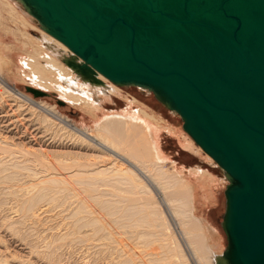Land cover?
<instances>
[{"label":"bare ground","instance_id":"1","mask_svg":"<svg viewBox=\"0 0 264 264\" xmlns=\"http://www.w3.org/2000/svg\"><path fill=\"white\" fill-rule=\"evenodd\" d=\"M6 8L10 14L15 11L24 17L30 14L22 0H0V18L4 16ZM29 16H32V20H35L42 30H39L40 35L36 37L40 47L37 51L35 50V55H20L18 59L22 72L29 78L28 84L36 89L51 91L52 95L57 94V102L60 99L65 104L68 102L86 109L93 118V125L91 129L79 127L68 116L63 115L56 105H49L43 101L37 102L17 88L10 87L11 90L1 91V96L4 93L11 94L9 95L11 98L7 100L11 102L6 105L16 108V113L23 110L34 117V109L37 108L39 112L37 120L48 128L55 126L57 130L66 129L70 137L68 139H73L70 140L71 148L62 145L63 149H60L64 156L67 154L63 157L66 160L47 164L46 169L41 168V165L38 168L24 160L7 155L11 151L10 147L13 146V144L9 146L12 140L10 143L0 141V192L3 193L5 190L4 197L13 196L12 198L15 199L14 207L22 213L17 220L15 219L16 223L25 222L26 224L29 221L30 229H28L35 230L27 231L28 235L23 230V237L20 232L22 241H25V234L26 237L31 236V239H28L37 246V249L40 247L38 243L42 241L44 249L37 250V255L43 253L53 264L60 263V259H55V255L58 256L56 251H58L59 242L65 239L86 241L85 251L96 248L100 253L99 259L109 258L110 261L105 259L106 264L107 261L108 264H219L223 262L228 245L227 241L225 245L227 236L225 233L224 237L217 223L207 213V209L219 204L217 188L229 184L226 172L223 170V177H220L221 183L216 175L204 167L185 166L171 157L166 152L164 130L173 135V139L183 150H190V152L202 150L207 157L214 160L184 128L181 132L178 127L162 119L159 111L137 98L125 95L123 96L125 107L106 109L104 101L108 99L114 101L113 94H122L120 86L129 85L116 84L100 73L91 78L83 76L67 63L70 58L78 63H83V59L63 42L46 32L35 16L32 14ZM25 18L29 20V17ZM32 28L36 29L35 26ZM5 80L0 74L3 86L7 84ZM5 96L8 97L4 94ZM25 104L28 105L24 107ZM163 104L167 107L165 103ZM170 110L179 114L174 109ZM11 113L13 116V112ZM111 158H113L112 162L106 164L105 160ZM169 164H172L173 168L168 167ZM9 169H12L13 174H8ZM22 171L30 180L28 184L25 182L27 184L25 187H16L18 184L9 183L13 181L12 178H15L14 174L17 175V172ZM75 197L78 200L73 201L72 198ZM6 198H0V208L3 210L8 205L7 200L4 201ZM69 199L72 202L68 201ZM14 207L8 208L15 211ZM57 207L58 214L65 217L57 224H52L53 226H46L45 221L51 216V210L55 211ZM9 215L0 214V223L8 229L6 222H10L11 225L16 224L11 221L13 217ZM52 216L50 220L48 219L49 221H55V217L52 218ZM120 227L130 229L132 235L129 239L133 238L136 241V249L129 248L130 245L118 240L114 231ZM19 229L21 228H18V231ZM15 232L17 234V231ZM38 236L39 239L36 238ZM90 239L94 241L93 243L95 240L98 243L92 246L89 244ZM98 240L102 241L99 243ZM0 246H2L0 264H10L11 259L8 260L6 255L9 246ZM34 250L30 253L33 254ZM13 255L12 261L15 256L18 257L17 254L13 253ZM10 256L12 257L11 254ZM16 259L20 260V257ZM27 260L25 259L24 262ZM27 262L25 263L28 264Z\"/></svg>","mask_w":264,"mask_h":264},{"label":"water","instance_id":"2","mask_svg":"<svg viewBox=\"0 0 264 264\" xmlns=\"http://www.w3.org/2000/svg\"><path fill=\"white\" fill-rule=\"evenodd\" d=\"M22 2L83 76L146 88L181 115L229 178L219 264H264V0Z\"/></svg>","mask_w":264,"mask_h":264},{"label":"rangeland","instance_id":"3","mask_svg":"<svg viewBox=\"0 0 264 264\" xmlns=\"http://www.w3.org/2000/svg\"><path fill=\"white\" fill-rule=\"evenodd\" d=\"M26 14H28V12H26ZM29 15L30 14H28V16H25V17H29V20H28V18H25L24 16H22V14L20 15L19 12H17V11H15L14 13L12 12L10 14L6 8V11L4 12V16L0 18V34L2 33L0 36V41L2 42V43H0V55H1V57H0L1 58L0 59V66H1L0 67V74L2 76H4V78L6 79L5 81L7 82V84L5 86H3L1 84V81H0V93L4 92L5 90H11L10 87H13V89L17 88L21 92H24V94H27L28 96H30L32 99H34L37 102L43 101L49 105L50 104L56 105L57 109L63 115L68 116L79 127H82V128L87 127V128L91 129V127L93 125V123H92L93 118H92V116H90L88 114L86 109L81 108V106H79V105H71L68 102H66L65 105H59L57 102V98H58L57 94L52 95L51 91H48V92H50V94L52 96L50 95L48 97H34L32 93H30L26 90V86H30L28 84L29 78L25 77L24 72H22L23 69L21 68V65H19L18 59H19L20 55H30V54L35 55V52L40 47V46H38L39 43L37 42L36 37L40 35L39 30H42L40 27H38L35 20H32L33 19L32 16L30 17ZM17 16H19V17H17ZM19 20H21V21H19ZM31 25L35 26L36 29L32 28ZM35 44H37V45H35ZM29 51H30V53H29ZM25 70L28 71L27 69H25ZM120 88H121L122 94L121 95L113 94V97L115 99L114 101L109 100V99L107 101H104V105H105L106 109H114V108L122 109L123 107H125V103H124L125 100H124L123 96L127 95L130 97H135L139 101H141L142 103H145V104L151 106L152 108H154L155 110L159 111V115L162 119L163 118L166 119L174 127H178L180 129V131L183 132V130H184L183 129V120H182L181 116L179 114H177L176 112L170 110L163 103H161V101L158 98H156V96L154 95V93L152 91H150V90L148 91V89L146 90L144 88H140L139 86L137 87V86H133V85L120 86ZM3 89H5V90H3ZM4 94L7 95L8 97H6V96L4 97ZM4 94H3V96L0 95V99H1L0 100V115H2V116H0L2 118V119L0 118V120H2V121H0V126H1L0 127V141L1 142L5 141V142L10 143V141L12 140V143H10L9 146H12V144H13V146L10 147L11 151L9 152V153H13V154L7 153V155H10L14 159L16 158V159L24 160L25 162L32 164V165H35L38 168L41 165V168L43 167V169H46L45 165H47V164L51 165V163H54V162L56 163V162H59V160H63L64 159L63 157H65L67 154L64 156L60 149H63L62 145L63 146H69V148H71V145H72L71 142L72 141H70V140H73V139H68L70 137H68L69 133L66 132V129L57 130L55 126L51 127V128H48L47 126H45V124H43L39 120H37L39 118V116H38L39 112H38L36 107H35L36 110L34 109V111H35L34 117L27 114L26 113L27 111H23V110L20 113H16L15 112L16 108H11L10 106H7L9 104V102H11V101H7L9 98H11L9 96L11 94L10 93L9 94L4 93ZM27 105L25 104L24 107H26ZM7 110H8V112H7ZM11 112H13V114H14L13 116H12ZM4 113H6V114H4ZM7 115H9V116H7ZM14 117L18 118V119L15 120ZM5 118H7V119H5ZM24 118H25V120H24ZM19 119H21V121ZM35 120H37L36 121L37 123L35 122ZM9 121H11V123ZM2 123H4V124L7 123V124L4 125ZM10 124H12V125H10ZM10 128H11V130H9ZM46 128H48V129H46ZM13 129L16 132H14ZM17 130H18V133H17ZM164 133H165L164 134L165 135L164 144H165V147L167 148L166 152L169 155H171V157L176 158L178 161H180L185 166L195 167V166L199 165L201 167H204V169H207L211 173L216 175L218 180L220 179V177H223V173H224L223 169L214 160L209 158V156L207 157V155L202 150H200V151L197 150L198 152L192 151V150H191V152H190V150H183V148L178 146L177 141H175L173 139V137H172L173 135L168 134L167 131H165V130H164ZM19 135H20V137H19ZM1 136H3V137H1ZM13 136H16V137H13ZM1 138L2 139L4 138V139L2 140ZM21 138L23 139V141ZM13 140H15V141H13ZM25 141H26V143H25ZM15 142L17 144H15ZM73 149H75V148H73ZM53 150L55 152H52ZM112 159L113 158H111L107 161L105 160V162H107L106 164H110V162H112ZM64 160H66V159H64ZM68 161H70V160H68ZM168 167L173 168L172 164H169ZM11 170L9 169L8 170L9 173L8 172L7 173L13 174V172ZM21 173L23 174V171ZM21 173L17 172V175L14 174L15 178L14 179L12 178L11 180H13V181H10L9 183L13 182L15 184H18V185H16V187H19V186L25 187L28 184V182H30V180L28 178H26L24 174L21 175ZM21 176L22 177L24 176V177L21 178ZM219 181L222 183L221 179ZM226 186L227 185H225V186L221 185V186H219V188H217L219 190V191H217V194L219 196V204L217 203L215 206H210L207 209V213L210 214V217L212 218V220L215 223H217L218 227L221 229L222 234H224V237H225V232L223 229L222 221H223L224 214L226 211V196H225ZM3 193H5V190L3 191ZM3 193H2V191L0 192V198L2 197V199L6 198V197H4ZM12 197L13 196H9L4 200V201L7 200L8 205L4 204L7 207L6 206L4 207V205L2 206L6 210L5 209L3 210V208H0L1 210H3V211L0 210V212H1L0 214H2V216L10 214L9 217H11V218L13 217L11 219V221L13 223H16L15 219L17 220L18 217H20V214H22V213L19 212V209H16L14 207L16 204H14L15 199H13ZM72 200L76 201L78 199L75 197V198H72ZM68 201L72 202L71 199H69ZM10 206L12 208L14 207L15 211H14V209H12L13 211L9 210L8 207H10ZM56 209L57 210H55V211L51 210L52 212H50L51 216L54 215V216H52V218L55 217V221L54 220L49 221L50 217H51L50 216L48 218L49 220L47 219V221H45V225L47 224L46 226H49V225L53 226L52 224H55V223L57 224L58 221L59 222L62 221L63 218L65 217L64 215L61 216L60 214H58V212H59L58 207ZM60 209H61V207H60ZM56 217H58V218H56ZM66 220L68 221V219H66ZM20 223H22V224H20ZM28 223H29V221H27V223H26L27 225L25 224V222H19V224L16 223V224L20 225L19 227H17L18 225H16V224L11 225L10 222H8V223L6 222V224L9 226V229H8V227H4L0 223V228H1L0 229V241H2V243L0 242V245L9 246L8 251H6V255H8L7 259L8 260L11 259L9 263L10 264L11 263L12 264H18V262H19V264H23V263L26 264L25 262L28 261L27 262L28 264H32V263L33 264H53V262H50L51 261L50 258L48 259L47 257H45V255H43V253H40L37 255V253H38V252H36L37 250L40 251L41 248L44 249L43 248V242L41 241L38 243V244H40V247H38V249H37V246H34L31 242V240L28 239L31 236L30 237L25 236L29 231H31V232L35 231V230H29L30 229L29 228L30 223L29 224ZM46 226H44V227H46ZM18 228H21L22 230L19 229L20 231H18ZM122 228L123 227H120V229L116 228L117 231H114L115 235L117 234L116 236L118 237V240H120L124 244H128V246L130 245L129 248L134 247V249H136V245H135L136 241H134L133 238L129 239L132 235V233L130 232V229H127L128 227H126L124 229H122ZM23 230H24V233H26L24 235L25 241H22L23 238L21 239V234H20V232H22V237H23V234H24ZM25 230H26V232H25ZM15 231H17V234ZM118 231H119V234H118ZM126 231L127 232L129 231V232L126 233ZM40 235H42V234H40ZM127 235H128V237H127ZM26 238H27V240H26ZM36 238L39 239V236ZM28 241L30 244L28 243ZM90 241L91 242H89V244H92V246H94L93 244L98 243L96 240H95V243H93L94 241H92L91 239H90ZM98 241L100 243V241H102V240H98ZM226 241H227V239L225 237V245H226ZM85 243H86V241L78 242L76 240L70 241V239H65L62 242H59L58 251H56L58 253L59 257L57 255H55L56 256L55 259H57V258L60 259V263H57V264H103V263L106 264V260H109V258L106 257L105 258L106 260H105L104 258L101 257L102 259H99L100 253H99V251L96 250V248H94V249L92 248L88 252L85 251V248H86L84 246ZM128 246H126V247H128ZM1 247L2 246H0V248ZM31 249L32 250L35 249L33 251V254L30 253V251L32 252ZM13 253L17 254V256L20 257V260L22 258L23 260H21V261L23 263H20L21 261L19 259H16V258H18L16 256H15L14 260L12 261V258L14 256ZM10 254L12 255V257L10 256ZM30 254H31V256H30ZM39 255L41 256V258ZM25 259H28V260L24 262ZM54 264H56V263H54ZM107 264H108V261H107Z\"/></svg>","mask_w":264,"mask_h":264}]
</instances>
